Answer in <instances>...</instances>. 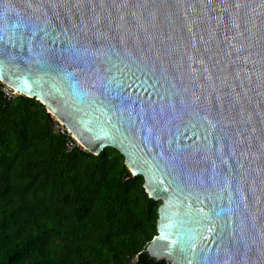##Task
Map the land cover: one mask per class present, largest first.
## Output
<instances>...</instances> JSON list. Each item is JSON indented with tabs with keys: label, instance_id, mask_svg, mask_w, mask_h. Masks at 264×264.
<instances>
[{
	"label": "water",
	"instance_id": "water-1",
	"mask_svg": "<svg viewBox=\"0 0 264 264\" xmlns=\"http://www.w3.org/2000/svg\"><path fill=\"white\" fill-rule=\"evenodd\" d=\"M0 81L143 177L138 259L264 264V0H0Z\"/></svg>",
	"mask_w": 264,
	"mask_h": 264
},
{
	"label": "trees",
	"instance_id": "trees-1",
	"mask_svg": "<svg viewBox=\"0 0 264 264\" xmlns=\"http://www.w3.org/2000/svg\"><path fill=\"white\" fill-rule=\"evenodd\" d=\"M0 81V264H152L160 201L106 147L68 150L38 100ZM167 264L166 260L160 263Z\"/></svg>",
	"mask_w": 264,
	"mask_h": 264
},
{
	"label": "built area",
	"instance_id": "built-area-1",
	"mask_svg": "<svg viewBox=\"0 0 264 264\" xmlns=\"http://www.w3.org/2000/svg\"><path fill=\"white\" fill-rule=\"evenodd\" d=\"M3 90L5 92V95H7V96H11V95L18 94V92H16L14 88H12L11 86H9L7 84H6V87L3 88ZM51 117H52V120H53L55 129L58 130L61 133H64V134L68 135L70 137V139L66 143V147H67L68 150L72 149L75 146H81V147H83L77 141V139L69 132V130L63 125V123L61 121H59L53 115H51Z\"/></svg>",
	"mask_w": 264,
	"mask_h": 264
}]
</instances>
